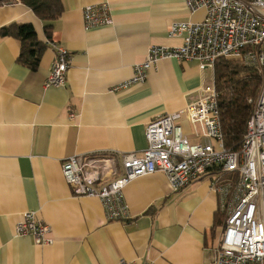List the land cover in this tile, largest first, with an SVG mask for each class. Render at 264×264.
Listing matches in <instances>:
<instances>
[{
  "label": "crops",
  "instance_id": "0c3cea01",
  "mask_svg": "<svg viewBox=\"0 0 264 264\" xmlns=\"http://www.w3.org/2000/svg\"><path fill=\"white\" fill-rule=\"evenodd\" d=\"M51 38L20 2L0 0V28L32 24L38 38L71 57L65 87L44 88L55 53L46 46L39 68L18 62L21 43L0 39V264H216L224 219L208 179L173 192L163 173L134 180L125 190L130 217L108 222L97 198L77 197L62 164L72 156L142 155L148 125L197 101L214 74L198 63L161 60L144 84L112 92L131 79L151 47H180L174 23L201 22L183 0H61ZM108 3L114 24L86 30L83 9ZM184 132L193 140L185 120ZM27 212L52 228L54 242L17 237Z\"/></svg>",
  "mask_w": 264,
  "mask_h": 264
},
{
  "label": "built area",
  "instance_id": "2783aa9c",
  "mask_svg": "<svg viewBox=\"0 0 264 264\" xmlns=\"http://www.w3.org/2000/svg\"><path fill=\"white\" fill-rule=\"evenodd\" d=\"M183 2L191 13L204 10L205 18L198 23L172 24L170 36L182 37L183 44L151 47L145 60L134 66L132 78L114 86L112 92L144 84L148 72L161 60L195 61L200 70L213 74L219 59L241 60L261 76L241 150L225 146L213 79L201 88L197 101L148 125V148L142 155L122 154L120 168L110 154L72 156L63 162L62 173L75 196L101 201L108 222L129 219L125 190L140 177L163 173L173 192L208 179L225 218L216 264H264V0ZM83 21L86 30L112 26L110 5L86 6ZM46 46L54 51L55 59L44 88L65 87L70 53L51 40ZM184 120L192 127L193 140L184 132ZM15 234L31 236L37 245L54 242L52 228L36 212L23 215ZM117 264L132 263L120 260Z\"/></svg>",
  "mask_w": 264,
  "mask_h": 264
},
{
  "label": "trees",
  "instance_id": "16d2710c",
  "mask_svg": "<svg viewBox=\"0 0 264 264\" xmlns=\"http://www.w3.org/2000/svg\"><path fill=\"white\" fill-rule=\"evenodd\" d=\"M8 3L20 2L30 8L44 23L48 39L53 33V24L64 11L61 0H5ZM14 38L21 43L18 62L32 71L39 68L44 44L32 24L12 23L0 28V39ZM214 82L218 94L224 143L227 149L239 151L247 132L248 122L253 113V100L261 85L259 73L246 66L241 60L219 59L215 65ZM224 224V219H218Z\"/></svg>",
  "mask_w": 264,
  "mask_h": 264
}]
</instances>
